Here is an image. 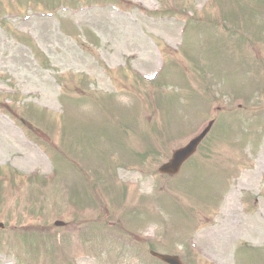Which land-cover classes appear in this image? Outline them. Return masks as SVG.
Wrapping results in <instances>:
<instances>
[{
	"label": "rangeland",
	"instance_id": "374dc122",
	"mask_svg": "<svg viewBox=\"0 0 264 264\" xmlns=\"http://www.w3.org/2000/svg\"><path fill=\"white\" fill-rule=\"evenodd\" d=\"M157 1L0 0V264H264V0Z\"/></svg>",
	"mask_w": 264,
	"mask_h": 264
},
{
	"label": "water",
	"instance_id": "95a60500",
	"mask_svg": "<svg viewBox=\"0 0 264 264\" xmlns=\"http://www.w3.org/2000/svg\"><path fill=\"white\" fill-rule=\"evenodd\" d=\"M203 135V134H202ZM201 136H199L198 138L194 139L192 142H190L186 147L178 150L175 152L174 158L166 165H163L162 167H160V171L162 172H175V170H173L177 163H181L187 156L190 155V152L195 148L196 144L198 143V141L201 139ZM2 225L0 224V227ZM156 256L160 257L161 259H163L164 261L170 263V264H176V257H172V256H167V255H159L156 254Z\"/></svg>",
	"mask_w": 264,
	"mask_h": 264
}]
</instances>
